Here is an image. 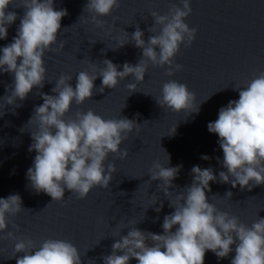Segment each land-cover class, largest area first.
Wrapping results in <instances>:
<instances>
[{
	"label": "water",
	"instance_id": "95a60500",
	"mask_svg": "<svg viewBox=\"0 0 264 264\" xmlns=\"http://www.w3.org/2000/svg\"><path fill=\"white\" fill-rule=\"evenodd\" d=\"M173 2L179 0H121L120 7L111 15L101 17L108 22L105 27L97 28L91 22L92 14L84 10L88 0H54V8L67 9L68 15L61 20L53 48L60 41L66 42L65 47L60 52L45 53L47 73L43 88L36 86L25 100L18 99L16 105L0 108L5 113L0 116V198L18 194L22 206L32 209L9 217L7 231H14L17 238L30 237L37 245L47 238L69 240L79 248L82 264H104L103 256L111 254L112 244L120 239V234L127 235L133 226L130 221H140L136 227L143 231L163 234L164 217L175 211L169 206V199L192 184L193 166L212 168L217 178L220 171H227L221 163L224 154L219 137L208 130V124L218 119L221 107L239 99L235 87H243L264 72V0H192L193 11L185 19L198 32L193 44L190 47L182 44L175 58L176 63L184 66L181 71L167 76V65L150 64L145 80L137 84L133 93L127 88L129 83H137L132 75L121 79L115 89L105 88L102 93L98 91L102 77L98 76L91 99L80 105L73 103L65 119L74 118L77 111L92 110L105 119L127 117L142 125L139 133L134 130L121 144L122 150L129 151L127 158L118 159L116 153H111L105 161L106 165L114 162L117 168L108 188L96 186L84 199H77L65 189L64 200L52 201L48 194L37 193L27 178V170L33 166L36 155L28 150L33 142L31 132L37 130L28 121L34 108L44 102L40 93L57 95L52 89L63 74L72 76L69 83L75 88L78 73L92 70L89 60L104 67L103 60L110 59L120 71L125 62L136 65L142 58V49L134 42L117 48L119 40L115 37L130 39L139 26L147 42L150 36L158 34L148 31L155 23L151 12L166 14ZM22 5L23 0H14L6 10L18 15L8 26L7 39H0V49L17 35L25 12ZM114 18L118 19L112 28ZM170 80L187 84L196 93L197 103L203 101L198 113L175 112L158 105L156 98ZM13 81L14 74L0 71V104H6L4 96ZM11 109H15V114ZM145 120L149 122L144 123ZM175 125V133L169 134ZM164 150L171 157L169 164ZM204 155L211 159H203ZM157 161L167 167L182 165L173 181L174 187L169 189L174 192L173 197H166L158 190L162 181L146 182L151 179L149 169ZM210 187L211 191L206 190L209 202L238 216L242 223L251 226L258 218H264V184L241 190L239 185L232 187L231 183L210 181ZM228 191L233 193L231 198L225 196ZM154 193L159 197L155 205ZM213 195L218 196L212 198ZM161 202L163 208L157 212L155 209ZM12 222L20 225V231L15 230ZM15 242L0 240V264H17V259L24 255L15 252ZM235 247L233 244V251L223 259L211 250L206 251L205 264H231ZM129 264L138 261L132 258Z\"/></svg>",
	"mask_w": 264,
	"mask_h": 264
},
{
	"label": "clouds",
	"instance_id": "9594fccd",
	"mask_svg": "<svg viewBox=\"0 0 264 264\" xmlns=\"http://www.w3.org/2000/svg\"><path fill=\"white\" fill-rule=\"evenodd\" d=\"M13 3L14 0H0V39H7L8 26L17 19L15 11H6ZM120 4L121 0H88L84 10L92 14L91 22L97 28H104L108 22L101 17L111 15ZM22 6L25 12L17 35L13 42L0 49V71L14 74V81L8 85L4 96L6 104H0L2 109L16 105L18 99L25 100L34 87L43 88L47 73L45 53L60 52L66 44L60 41L59 46L53 48L58 41L61 20L68 15L67 9L56 10L54 0H23ZM192 11V0L171 3L166 14L152 11L155 23L148 31H158V34L150 36L147 42L139 26L130 39L115 37L119 40L117 48L134 42L142 49V58L136 65L125 62L120 71L110 59L103 60L104 67L89 60L92 70L78 73L75 88L69 83L72 76L63 74L52 89L57 95L40 93L44 102L34 108L28 121L37 126V130L31 132L33 142L28 149L36 155L33 166L27 170L30 186L37 193L44 192L52 201H59L65 199V189H68L77 199H84L96 186L109 187L117 168L114 162L106 165L105 161L111 153H116L118 159L127 158L129 151L122 150L121 144L134 130L139 133L142 125L127 117L105 119L92 110L77 111L72 119H65V116L73 103L80 105L91 99L98 76L102 77L98 89L102 93L105 88L115 89L121 79L132 75L137 83H129L127 88L133 93L137 84L145 80L150 64L167 65V76L181 71L184 66L176 63L175 58L182 44L185 47L193 44L198 32L185 19ZM117 19H113L112 28L116 27ZM235 89L239 90V99L221 107L218 119L208 124V130L219 137L224 154L221 163L227 171H220L217 178L212 168L193 166L192 184L169 199V206L175 211L164 217L163 234L143 231L136 227L140 221H130L133 226L127 235L120 234V239L112 244L111 254L103 256L104 264H129L132 258H136L138 264H205L206 251L211 250L223 259L233 251V244H236V254L231 264H264V218L248 226L238 216L210 203L206 194V190L211 191L210 181L231 183L232 187L239 185L241 190L264 184V72ZM156 102L162 108L166 106L175 112L191 114L200 111L203 101L197 103L196 93L187 84L170 80L164 83ZM11 111L15 114V109ZM4 114L0 112V116ZM175 131L176 125L169 134ZM202 158L211 159L207 155ZM170 160L167 153V164ZM166 165L155 162L149 169L151 179L146 182L162 181L158 190L166 197H173L174 192L169 189L174 187L173 181L182 165ZM232 195L231 191L225 194L228 198ZM152 197L155 205L159 197L155 193ZM22 204L18 194L0 198V240L16 241L15 252L24 253L17 264H82L79 248L69 240L47 238L37 245L30 237L17 238L14 231H7L9 217L32 211ZM162 208L163 202L155 210L160 212ZM12 223L15 230L20 231V225ZM121 252L123 254H118Z\"/></svg>",
	"mask_w": 264,
	"mask_h": 264
}]
</instances>
